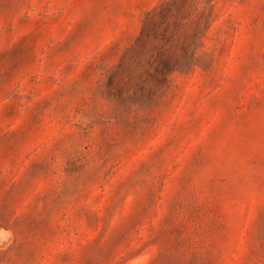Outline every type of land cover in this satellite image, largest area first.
I'll use <instances>...</instances> for the list:
<instances>
[{"label": "rangeland", "instance_id": "1", "mask_svg": "<svg viewBox=\"0 0 264 264\" xmlns=\"http://www.w3.org/2000/svg\"><path fill=\"white\" fill-rule=\"evenodd\" d=\"M0 264H264V0H0Z\"/></svg>", "mask_w": 264, "mask_h": 264}]
</instances>
